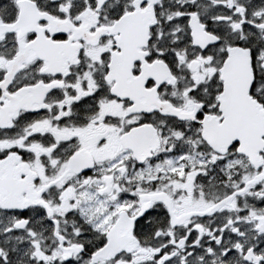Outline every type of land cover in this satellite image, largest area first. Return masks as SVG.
Returning <instances> with one entry per match:
<instances>
[{
    "label": "snow or ice",
    "instance_id": "snow-or-ice-1",
    "mask_svg": "<svg viewBox=\"0 0 264 264\" xmlns=\"http://www.w3.org/2000/svg\"><path fill=\"white\" fill-rule=\"evenodd\" d=\"M0 264H264V0H0Z\"/></svg>",
    "mask_w": 264,
    "mask_h": 264
}]
</instances>
